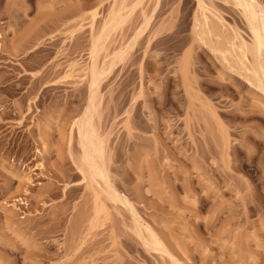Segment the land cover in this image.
Segmentation results:
<instances>
[{
  "label": "rangeland",
  "instance_id": "rangeland-1",
  "mask_svg": "<svg viewBox=\"0 0 264 264\" xmlns=\"http://www.w3.org/2000/svg\"><path fill=\"white\" fill-rule=\"evenodd\" d=\"M205 2L207 25L198 0H128L103 41L116 201L74 127L114 0H0V264H264V91L232 45L252 34L235 0Z\"/></svg>",
  "mask_w": 264,
  "mask_h": 264
},
{
  "label": "bare ground",
  "instance_id": "bare-ground-1",
  "mask_svg": "<svg viewBox=\"0 0 264 264\" xmlns=\"http://www.w3.org/2000/svg\"><path fill=\"white\" fill-rule=\"evenodd\" d=\"M127 2L128 0H114V3L112 4L107 15L108 17L103 20L102 27L98 35L92 36V38L94 37V42L91 51V63L89 64L88 71L90 76L91 90L89 105L83 116L74 123L82 152L81 162L83 168H81V170L83 174L86 177H90L92 181L98 184H105L107 188L106 192L112 199L116 201L119 200L117 195L118 193L110 182V174L108 172L109 170L105 165L106 140L104 141L102 139L94 123V120L97 111V91L102 77L108 70V68H106L107 62L104 61L102 66L99 65L98 56L100 55L99 53H101L100 51H102L101 49H103V46L105 48L103 41L109 36V32L112 29L115 30V28L126 22V15L129 13H126L129 8ZM235 2L238 7L242 9V12L245 14L249 22L253 43L249 45L246 42H241L238 45L235 43L232 45L234 49L239 52L238 56L243 68L254 76L258 83V87L264 91V6L258 0H235ZM198 4L205 19V24L207 25L209 24L208 16L206 15V12H209L208 4L205 2V0H198ZM219 51L225 53L226 50L220 48ZM114 53V59L117 55H125L124 50ZM109 55L110 54H108V56ZM249 56L252 57V61L250 60ZM110 64H112V62ZM112 66L113 64L110 67ZM152 243L157 248L161 249L163 247L162 243L156 238L152 241Z\"/></svg>",
  "mask_w": 264,
  "mask_h": 264
}]
</instances>
